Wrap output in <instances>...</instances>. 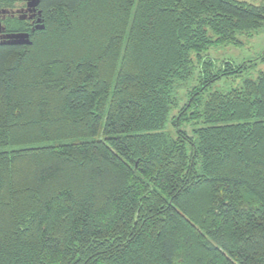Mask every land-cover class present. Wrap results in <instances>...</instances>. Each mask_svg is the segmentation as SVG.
<instances>
[{"label":"trees","instance_id":"1","mask_svg":"<svg viewBox=\"0 0 264 264\" xmlns=\"http://www.w3.org/2000/svg\"><path fill=\"white\" fill-rule=\"evenodd\" d=\"M0 46V264H264V71L214 45L241 0H45ZM184 100V101H183Z\"/></svg>","mask_w":264,"mask_h":264},{"label":"rangeland","instance_id":"2","mask_svg":"<svg viewBox=\"0 0 264 264\" xmlns=\"http://www.w3.org/2000/svg\"><path fill=\"white\" fill-rule=\"evenodd\" d=\"M253 5H264V0H241ZM241 44H225L214 45L205 54L211 60H214L219 65L223 61H232L235 64H240L245 60L256 59L258 54L264 48V30L256 35H245L240 37ZM251 66L243 71L239 77L223 78L214 86V90L228 91L232 88L239 87L242 80L246 77L255 78L259 71H264V63L255 61L250 63ZM184 101V100H183Z\"/></svg>","mask_w":264,"mask_h":264},{"label":"flooded vegetation","instance_id":"3","mask_svg":"<svg viewBox=\"0 0 264 264\" xmlns=\"http://www.w3.org/2000/svg\"><path fill=\"white\" fill-rule=\"evenodd\" d=\"M45 0L34 6L32 0H0V46L25 48L28 44H11L9 35L25 33L31 42L45 29ZM43 26V28H39Z\"/></svg>","mask_w":264,"mask_h":264},{"label":"water","instance_id":"4","mask_svg":"<svg viewBox=\"0 0 264 264\" xmlns=\"http://www.w3.org/2000/svg\"><path fill=\"white\" fill-rule=\"evenodd\" d=\"M33 1V5L36 6L39 3V0H32ZM39 28H43V26H40ZM10 43L11 44H28L30 45L32 42L28 37V34H23V33H19V34H12L9 35Z\"/></svg>","mask_w":264,"mask_h":264}]
</instances>
